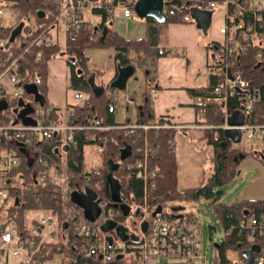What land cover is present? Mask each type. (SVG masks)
Instances as JSON below:
<instances>
[{
    "label": "built area",
    "instance_id": "2783aa9c",
    "mask_svg": "<svg viewBox=\"0 0 264 264\" xmlns=\"http://www.w3.org/2000/svg\"><path fill=\"white\" fill-rule=\"evenodd\" d=\"M55 0L58 13L48 18L43 23H36L32 32L24 33L23 38L17 36L13 41H9L12 30L16 27V11L13 6L15 0H0V108L7 110L12 103L22 100L28 104L24 86L26 84H37L39 77L37 74L30 76L27 72L22 73L17 65L16 58L12 54V49L21 48L25 43L28 47L42 45L51 46L59 43L60 38L67 32L79 30L84 23L95 25L92 11L94 7L104 6L107 14L113 18L120 16L130 18L134 15L133 6L137 0ZM165 1V0H164ZM168 1V0H166ZM200 9L213 10L222 7L226 17V38L221 44H217L213 51L215 58L225 57L226 61L221 71L211 72L222 76L220 84L213 88V96L205 98V101H216L222 105V124L218 127L222 129H238L240 131V141L247 144H254V140H260L264 146V113L260 114L261 122H249V117L255 111V107L260 103L261 93L256 87H249V82L243 78L240 71L231 68L232 57L245 55L249 48L264 47V30H262L264 0H220L209 1L205 6H196ZM189 8V7H188ZM187 8V9H188ZM89 12V13H87ZM49 13V12H48ZM164 13L173 14L172 10L164 9ZM89 15V17H87ZM45 16V13H44ZM32 22V21H31ZM182 22H193L187 13L183 16ZM23 28V27H22ZM25 37V38H24ZM94 39V37L92 38ZM60 44V43H59ZM255 60L261 62V53L258 50ZM210 73V72H208ZM28 79V80H27ZM239 90L242 95L237 99V108L228 104L234 97V92ZM32 115L29 121L13 118L8 122H0V264H52L50 260L42 261L41 256H45L52 249L54 238L58 233H62L61 239L67 229H72L76 237L81 238L78 245H73L72 250L85 259L84 264H159L162 260L182 259L194 264H207V256L201 252L199 241L198 221L189 212H184V206L169 203L160 210L155 211L150 208L146 197L142 203L127 205L129 213L137 222V241L125 240L117 235L115 229L104 232L102 224L107 221H114L116 225H124L118 215L119 209L112 206L110 194L105 197L100 189L103 183V175L98 168L99 156L103 153L107 139L100 137V144L92 143L84 146L91 147L97 159L88 168L85 162V170L82 171V178L74 181V176L67 171L64 166H58L53 170L50 166L51 160L39 151L37 146L40 143L53 139L57 134L62 135V145L75 146L77 141L73 132L79 131H106L111 129L123 130V136H130L136 130L147 131L148 129H159L167 127L158 125L156 120L148 124L137 125H102L98 118L87 117L81 125H71L68 118L71 113L68 111L59 112L58 118H54V106L50 102L41 103L35 101L32 94ZM73 104L82 105L85 95L81 91H74L72 95ZM118 96L114 102L108 106V112L114 113ZM12 107V106H11ZM234 111H240L243 115V123L238 126H231L227 123V118ZM4 112V111H3ZM89 139H94V135H88ZM114 141L113 138L110 139ZM2 142L9 146L4 147ZM16 148L30 150L29 157L35 165L40 168L37 172H31V181H25V176L19 167L22 158ZM264 148V147H263ZM132 151V150H131ZM136 154L140 157L127 162L126 177H139L151 189L154 187L153 178L155 173L148 169L147 161L153 155V147L149 145L147 138L143 137V144L136 148ZM85 160V159H84ZM51 180L57 186L58 199L63 207L65 220L59 222L56 214L49 210H38L41 214L27 222L25 212L24 229H19L16 222L7 218L6 209L14 204L15 198L12 192L22 191L23 188L33 187L45 189L48 181ZM107 182V181H106ZM87 191L95 194L93 202L99 208V214L94 221H89L84 216L83 209L74 204L70 197L73 192L85 195ZM182 206L181 211L174 212L173 207ZM139 209V213L134 215V211ZM176 213V214H175ZM180 217H177L179 216ZM147 223L145 231L141 230V224ZM60 230H59V229ZM231 226L224 231L228 235L234 230ZM236 235L244 238L248 242L250 249L253 245L259 246V251L254 252V264H264V216L260 218H249L241 220L236 226ZM58 243V242H57ZM244 263V262H243ZM242 263V264H243Z\"/></svg>",
    "mask_w": 264,
    "mask_h": 264
},
{
    "label": "trees",
    "instance_id": "16d2710c",
    "mask_svg": "<svg viewBox=\"0 0 264 264\" xmlns=\"http://www.w3.org/2000/svg\"><path fill=\"white\" fill-rule=\"evenodd\" d=\"M16 4L13 9L16 11L15 24L23 23V33L19 38H23L24 33L32 32L27 22L35 21V23H43L48 18L55 16L58 13V7L55 0H15ZM170 1V0H168ZM180 8L167 7L172 10L173 14H166V22L158 23L152 18H145V33L137 39L125 38L111 27V17L107 14L104 6L94 7L92 9L95 15H98L99 20L95 25L84 23L77 31L67 32L64 36L63 45L54 43L51 46L45 47L42 45L30 46L26 42L21 48H13L12 54L16 58L17 65L22 73L27 72L30 76L37 74L39 81L37 82V91L40 94V102H48L46 96V81H47V62L51 59L58 58L63 55V59L69 69V82L67 90L71 92L81 91L85 95L83 104L76 105L68 103L65 111L71 113L68 118V123L71 125H81L87 117L98 118L102 125H128L129 121L117 124L114 122L113 114L108 112V106L114 102L119 90L110 87V82L104 86L95 85L93 78L95 74L91 71L88 64V59L84 54L85 48H111L113 50V59L117 66L127 67L132 66L134 72L137 68L144 69L146 82L152 81V76L156 73V62L161 56L170 55L173 53L171 49L164 46H159L160 35L163 27L168 23L182 22L183 16L187 14L186 9L192 6H205L209 1L220 0H179ZM115 0L111 1L114 4ZM39 12L45 13V16H38ZM49 12V13H48ZM264 30V10L263 20L261 25ZM2 33L0 32V35ZM94 37V39H92ZM25 38V37H24ZM217 44H209L207 48L212 51ZM261 53V62L255 60L257 51ZM226 61L225 57L213 58L207 69L210 72L207 83L200 88H188V93L192 97H200L201 101L195 104L197 115L201 119V123L206 126L203 129V135L206 142L212 146L214 155L210 159V171L205 176L202 183L196 188L178 189L177 187V165L175 160V150L173 146V138L175 130L170 127L169 122L165 117L155 119L153 111L149 104V94L142 92L143 102L137 110V115L134 124H148L156 120L160 127L159 129H148L147 131L136 130L130 136H123V130L111 129L106 131H79L73 132L74 138L77 141L75 146L70 144L62 145V135L57 134L53 139L38 144L37 148L44 155L50 158V166L57 169L58 166H64L74 178V181H79L82 176V171L85 170L84 146L92 143L100 144V137L104 136L107 139L105 149L99 156L98 168L103 175V183L100 192L108 198L109 188L106 182L107 162L112 160L118 163L119 167L113 172V176L120 184V197L122 202L127 205H138L142 203L143 197H146L150 208L155 211L160 210L165 203L185 202L196 203L200 200H206L209 207H212L213 212L219 220L223 230H227L231 226L235 229L228 235L224 234V238L215 247L213 264H233L230 253H235L236 257L242 264L244 262L240 253L248 247V242L244 238L236 235V226L241 220L249 218H260L264 216V199L257 200H238L231 203L219 202L220 197L224 193V185L231 179L237 176L238 165L241 160L249 153L235 147L238 144L226 139L222 129L218 128L222 124L221 103L216 101H205V98L213 96V88L220 84L222 76L212 74L211 72L221 71ZM232 71L238 70L242 73L243 78L249 82V87H256L260 90L261 100L255 107V111L249 117V122H261L260 114L264 113V47L249 48L247 53L239 58L232 57ZM116 76V75H115ZM114 76V78H115ZM28 80V79H27ZM242 94L238 91L234 92V97L228 104L230 107L237 108V99ZM27 103L31 107L26 112V119L29 121L32 115V96L26 94ZM15 104L12 103L11 106ZM10 108L1 110L0 122H8L13 118L20 119L15 114H10ZM54 118H58V109L54 107ZM93 134L94 139H89L88 135ZM143 137L147 138L149 145L153 147V155H150L147 161L148 169L153 170L155 177L153 178L154 187H149L145 182L135 176L126 177L127 169L125 164L138 157L136 148L143 144ZM113 138L114 141L110 139ZM129 144L131 147V155L124 161L119 160L120 149ZM2 146L8 147L5 142ZM22 158L19 171L25 176V181H31V172H37L40 168L32 162L28 156L30 150L24 148H16ZM264 152V148L262 149ZM264 162V160H262ZM57 186L53 181L49 180L45 189H37L33 187L23 188L22 191L15 190L12 196L15 198L14 204L6 209L7 218L16 222L19 229H24L25 212L49 210L56 214L59 222L65 220L63 207L58 199ZM3 209L0 208V212ZM191 215V212L188 213ZM120 221H124L123 216L118 215ZM67 235H64L63 242L55 243L52 249L45 256H41L42 261L50 260L53 253H63V249L68 248L72 254V258L66 261V264H84L85 259L78 256L73 250V245H78L81 242L80 237L73 234L72 229H67ZM65 231V234H66ZM56 264V263H52ZM119 264V263H116Z\"/></svg>",
    "mask_w": 264,
    "mask_h": 264
},
{
    "label": "crops",
    "instance_id": "0c3cea01",
    "mask_svg": "<svg viewBox=\"0 0 264 264\" xmlns=\"http://www.w3.org/2000/svg\"><path fill=\"white\" fill-rule=\"evenodd\" d=\"M211 11V21L206 32L196 27L194 21L168 23L163 27L159 46L171 49L173 53L157 59L156 73L142 91L149 94V104L155 119L165 117L170 127L175 130L173 146L177 165V187L180 190L196 188L202 183L210 171V159L214 155L212 146L206 142L203 135L206 126L201 123L194 106L200 103L201 98L192 97L188 93V88L203 87L208 81L207 67L213 60L214 53L207 46L221 44L226 38V17L223 8L218 7ZM139 28L137 35L128 39L142 37L145 33V25L142 26L140 23ZM116 73L117 64L113 59L110 81L114 79ZM99 77L102 79L103 76L98 70V79ZM100 79L98 86L101 84ZM68 82L69 69L64 59L49 60L46 96L50 104L60 113L70 103L67 97ZM117 96L120 104H127V110L131 103L134 107L132 116L121 114L118 117L116 110L113 113L114 122L120 124L128 119L135 120L137 110L143 102L142 95L132 96L134 98L125 95L120 99L122 96L120 90Z\"/></svg>",
    "mask_w": 264,
    "mask_h": 264
},
{
    "label": "rangeland",
    "instance_id": "374dc122",
    "mask_svg": "<svg viewBox=\"0 0 264 264\" xmlns=\"http://www.w3.org/2000/svg\"><path fill=\"white\" fill-rule=\"evenodd\" d=\"M89 13V12H87ZM115 16L111 18V27L118 33L126 36L127 38H133L137 35L139 24L141 23L144 26L145 22L143 19L133 15L129 19L122 18L120 16ZM95 23L98 22L99 17L94 18ZM32 28L35 27V21L29 22ZM64 36L60 38V45H63ZM84 54L88 59L89 68L95 74V84L98 86V70L103 76L100 79V86L106 85V81L109 83L111 75L113 72V59L112 54L113 50L111 48H98V47H88L85 48ZM58 58L63 59V55H60ZM96 70V71H94ZM105 82V83H104ZM147 85L144 69L137 68L133 75L128 78L125 88L121 90V97L129 96H139ZM141 92V93H140ZM73 92L67 90V97L70 100V103H73L72 99ZM134 98V97H132ZM133 102V101H132ZM117 108V114L132 116V110L134 105L133 103L129 104L128 110L126 109L127 104H120L118 101L115 103ZM31 107V104H26L22 100L17 101L10 108V114H15L17 117H20L22 121L26 122V112ZM130 123H133V119L126 120ZM125 122V121H124ZM235 147L239 148L242 151L249 153L245 156L238 165L237 176L224 185V193L220 197L219 202L221 203H231L238 200H257L264 198V152L263 144L260 140H254V144L250 145L240 141L238 144H234ZM94 150L91 147H86L84 150V158L87 163L88 168L94 163L97 159L94 155ZM96 158V159H94ZM167 204V203H165ZM164 204V205H165ZM171 205L178 204L184 206V212H191L198 221V230H199V241L201 252L204 256H207V264H213V258L215 253L214 243H220L224 238V230L215 216L212 207H209L206 200H200L196 203H185V202H175L169 203ZM178 213V212H176ZM175 213V214H176ZM41 214V211H27L26 219L27 222L30 219L37 217ZM124 231L127 235V240L137 241L139 234L137 232V222L131 216L127 217L123 225ZM59 229V228H58ZM60 230V229H59ZM62 233H58V237L54 238V243H61ZM67 235V231L66 234ZM65 246L66 241H63ZM68 248L63 249V253H53L52 260L56 264H66L68 259H71L73 256L69 252ZM229 256L232 259L233 264H241L235 253H230ZM159 264H194L193 262L185 261L182 259H170L162 260Z\"/></svg>",
    "mask_w": 264,
    "mask_h": 264
},
{
    "label": "water",
    "instance_id": "95a60500",
    "mask_svg": "<svg viewBox=\"0 0 264 264\" xmlns=\"http://www.w3.org/2000/svg\"><path fill=\"white\" fill-rule=\"evenodd\" d=\"M167 7L180 8L181 2L179 0H137L133 6L134 13L137 17L141 19L152 18L158 23L166 22V15L164 9ZM189 16L194 21L196 27L201 29L203 32H206L209 28L212 11L208 9H200L196 6L189 7L186 9ZM43 12H39L38 16L42 17ZM23 23H19L11 32L9 41H13L21 33ZM134 73V68L132 66L119 67L117 66V73L115 78L110 82V87L115 88L116 90H123L125 88L126 82L129 77ZM25 92L27 94H32L35 101L40 100V94L37 91V86L35 84H26L24 86ZM237 91H239L237 89ZM227 123L231 126H238L243 123V115L240 111H234L227 118ZM223 134L229 141L238 143L240 142V131L238 129H224ZM131 155V147L129 144H125L119 153V160L124 161ZM119 167L118 163H114L112 160L107 162V175L106 181L108 183L110 199L112 201V206L120 210L123 217H126L129 213V207L121 202L120 197V184L119 181L113 176V172L116 171ZM95 194L92 191H87L85 195H82L78 192H73L71 194V201L80 206L84 211V216L89 221H94L99 214V208L93 199ZM182 206L173 207V211H181ZM139 213V209L134 211V215ZM177 217H180L177 216ZM147 228V223L143 222L141 224V230L145 231ZM101 229L104 232H109L115 229L117 235L121 240L126 239L125 231L122 226L116 225L114 221H107L102 224ZM219 243H214V248ZM259 251L258 245L251 246L250 249H244L241 251L240 255L244 260L243 264H254V252Z\"/></svg>",
    "mask_w": 264,
    "mask_h": 264
}]
</instances>
